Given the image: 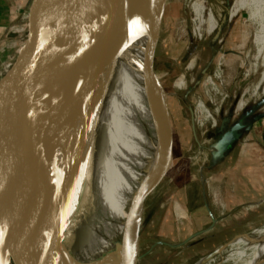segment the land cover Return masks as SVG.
Returning a JSON list of instances; mask_svg holds the SVG:
<instances>
[{"label":"bare ground","instance_id":"obj_1","mask_svg":"<svg viewBox=\"0 0 264 264\" xmlns=\"http://www.w3.org/2000/svg\"><path fill=\"white\" fill-rule=\"evenodd\" d=\"M204 2L193 0L189 5L196 36L203 30L210 34L218 25L212 10L205 13ZM161 7V0H136L94 26L36 82L8 118L0 121V137L14 135L19 140L6 165V196L9 204L14 201L15 219L31 233L27 246L42 264H73L83 258L92 264L135 262L132 253L120 257L124 225L113 256L109 242L97 229L87 236L84 233L96 206L100 208L103 201V209L108 211L106 207L117 198L112 196L121 195L123 190L135 189L124 224L132 207L142 204L137 197L143 175L151 166L146 158L138 159L137 148L155 106L153 81L160 91L152 73L148 30ZM241 10L253 27L256 56L264 59V0H233L229 16ZM176 86L181 88L183 83L178 81ZM163 105L162 101V118ZM197 107L201 118L211 119L203 104ZM123 136L129 142L125 148L131 156L128 165L113 157ZM125 166L121 180L104 190L109 168L121 170ZM159 177L160 170L155 172L154 186ZM175 208L180 215L177 205ZM80 210L84 216L79 220ZM228 246L225 255L219 250L194 264H209L216 254V264H264V225L238 235ZM79 251L86 255L79 256Z\"/></svg>","mask_w":264,"mask_h":264},{"label":"rangeland","instance_id":"obj_2","mask_svg":"<svg viewBox=\"0 0 264 264\" xmlns=\"http://www.w3.org/2000/svg\"><path fill=\"white\" fill-rule=\"evenodd\" d=\"M203 1H205V13L212 10L214 15L216 14L215 18L219 19V15H223L224 18L218 22V28L210 34H206L203 30L200 36L195 35L196 22L193 21L194 15L189 6L193 0H161L160 12L148 30L150 60L156 59V75L167 94L173 143L170 158L161 114L163 97L153 81L151 91L155 106L148 131L137 148V156L138 159L146 158L150 166L155 165V172L160 170V177L149 195L158 194L161 178L167 173L168 175L162 193L159 194L153 207L148 210L141 225L139 254L159 239L176 242L187 235V230L180 231L182 226H185V220L176 221L172 207L175 201L178 203L184 201L182 186L185 183L191 181L192 185L189 186H192L193 191L199 192L200 168H203L202 177L205 178L206 175L209 196L217 216L220 217L212 232L218 233L216 239L204 249L192 252V256L187 254L185 258H181L180 261L177 259L172 264H194L216 248L225 255L229 250V244L221 248L222 244L229 242L236 235L249 233L264 225V203L240 208L231 216L227 214L228 210L237 204L259 201L264 197V174L260 179L251 173L246 174L248 169L253 168L252 160L247 158L256 159L255 162L261 164V170H264V119L256 122L254 130L240 139V144L237 145L238 152L233 153L232 160L225 164L219 176L214 177L205 171L210 148L222 132L236 123L245 111L255 109V115L264 112L262 109L264 107L255 108L264 100V61H262L264 59L256 56L252 42L253 27L245 11H239L231 21H228L233 0H228L229 7L226 13L222 11L225 0ZM176 81H181L183 87L178 88ZM185 94L186 96L183 97ZM200 103L209 112L211 119L201 118L197 107ZM238 103L243 104L242 108L238 107ZM221 126H223L222 130H220ZM128 144L123 136L113 151V157L123 159L124 165H128L131 161V156L125 152ZM125 170L126 166L121 170L110 167L104 182V190L113 188L121 180ZM82 177L83 174L80 180ZM134 192L135 189H125L121 195L112 196L117 198L111 201L110 207H106L108 211L103 209V201L100 202V208L96 206L94 216L84 233V236H87L88 232L97 229L109 242L112 256ZM163 207L165 209L163 217L157 219L156 214H161ZM81 210L77 216L79 220L84 216ZM70 211L67 213L69 214ZM197 215L196 224L192 221L193 229L207 224V220L201 216L203 214ZM176 253H179V249L158 245L154 247L147 261L149 260L148 264H157L166 255ZM84 254L86 255L85 251H79V256H85ZM215 256L209 264H216L217 260L219 261L218 254ZM81 260L79 262L76 259V262L72 261V263L92 264L90 261L87 262V258ZM250 263L251 261L248 264ZM220 264H231V261H223Z\"/></svg>","mask_w":264,"mask_h":264},{"label":"water","instance_id":"obj_3","mask_svg":"<svg viewBox=\"0 0 264 264\" xmlns=\"http://www.w3.org/2000/svg\"><path fill=\"white\" fill-rule=\"evenodd\" d=\"M9 1L13 21L10 28L11 46L4 51V57L0 63V121L8 118L28 96L36 82L56 64L67 50L86 36L94 26L103 23L114 13L136 0ZM151 67L158 81L155 58L151 62ZM158 85L164 102L165 143L171 158V122L166 100L167 94L159 81ZM260 107H264V100L259 102L255 108ZM254 112L255 109H251L221 134L210 148L215 157L222 156L232 144L238 141L242 131L249 132L254 123L264 119V112H261L245 122L247 117ZM222 128L223 126L220 130ZM17 144L19 140L14 135L0 137V264H42L27 246L26 241L30 240L31 233H28L15 219L12 210L14 201L9 204L6 196L9 191L6 180L9 175L6 173V165L13 156L14 147ZM202 172L203 168H200V179L205 188L206 179L202 177ZM167 175L168 173L161 178V187L158 191L164 186ZM154 178L155 165H152L149 173L141 182L137 197L142 204L132 207L124 224L120 257L132 253L134 264H138L139 260V233L144 214L157 196V194L149 195L154 186ZM215 223L216 220L213 219V225ZM210 228L211 226L207 230ZM164 244L169 247L179 246L158 241L152 245V248Z\"/></svg>","mask_w":264,"mask_h":264},{"label":"crops","instance_id":"obj_4","mask_svg":"<svg viewBox=\"0 0 264 264\" xmlns=\"http://www.w3.org/2000/svg\"><path fill=\"white\" fill-rule=\"evenodd\" d=\"M10 6H11V3L9 0H0V63L3 60L4 51L11 46V40H10L11 30H10V28L12 26L13 16L10 13ZM185 96H186V94L183 95V97H185ZM169 117H170V114H169ZM170 122H171V120H170ZM255 127H256V124L254 123L252 129L249 132H245L244 135L252 132ZM172 133H173V130H172V124H171V155H172V143H173ZM243 136L241 137V139L243 138ZM239 141L232 144L223 153L222 156H216L215 157L213 155V152L211 153V150H210L208 163L205 166L206 173L208 172L214 177L219 176L221 174V172L223 171V167L225 166V164L229 160H232L231 157H233L232 156V155H234L233 153L236 151L238 152L239 148L237 147V145L240 144ZM247 159L252 160V162H253L252 165L251 164H248V165H251L253 168L248 169L246 171L247 172L246 174L251 173L252 175L257 176L256 178L260 179L262 174H264V173H262V172H264V170H261L262 165L255 162L256 159H254V158H247ZM178 172H181V171L179 170ZM244 173H245V171H243V174ZM205 179H207L206 175H205ZM189 185H192L191 181L185 183L182 186V187H184V189H183L184 201L182 203H178L175 201L173 203V207H172L175 220L176 221L185 220V224H184L185 226H182V229H180V231L185 232V230H187L188 233L185 237H183L182 239H180L176 242H171V241L166 240V239H159L158 241H161L164 243L179 245L176 247H170L173 249H179V253L178 254L176 253L173 255H166L165 257H163V259H160L157 264H172V263H175V261H177V259L180 261L181 258H185L186 257L185 255H187V254H189V256H192V252H197L201 249H204L214 239H216V237L218 235L217 232L212 233L213 230H215V226L218 223L220 217L217 216V211L214 208L212 200L210 199L207 180H206V187L204 188L202 183H201V179H199V185H200L199 192H197L195 190L193 191L192 186H189ZM157 193L158 194H157L153 204H155L157 202L159 194L162 193V189L160 191H157ZM168 197H169V195H168ZM260 203H264V197H262L259 201H248V202L237 204L236 206H234L230 210H228L227 214L231 216L235 211L239 210L240 208H243L246 206L248 207L251 205H257ZM176 205L178 206V209L180 211V215H177V210L175 208ZM152 207H150L149 209H151ZM148 210L144 214L142 223L144 222V220L148 214ZM164 210L165 209L163 207L161 214L160 213L156 214L157 219H159V217H160V219H161V217H163ZM198 212H202V213H198ZM197 214H203L201 216H203L207 220V224L204 227H199V228L193 229L192 226H193V224H196V219L198 218ZM213 219L216 220V223L214 225H213ZM192 221H193V224H192ZM210 226H211V228L209 230H207ZM236 236H238V235H236ZM236 236H234L229 242L222 244L221 247L229 244ZM162 246H167V245L164 244ZM167 247H169V246H167ZM153 250H154V248H152V246H150L146 251H144L143 253H140L138 264H145V262H146V264H148L149 260L147 261V259ZM216 250H218V248L210 251L204 257L214 253ZM204 257H202V258H204Z\"/></svg>","mask_w":264,"mask_h":264},{"label":"flooded vegetation","instance_id":"obj_5","mask_svg":"<svg viewBox=\"0 0 264 264\" xmlns=\"http://www.w3.org/2000/svg\"><path fill=\"white\" fill-rule=\"evenodd\" d=\"M223 3H224V4H223V10H222V11H223V13H226L227 10H228V7H229V1H228V0H225ZM219 18H220L219 20H218V18H216L217 24H218L219 21L224 20L223 15H221V16L219 15ZM231 19H232V18L229 16L228 21H231ZM217 28H218V25H217L216 29H217ZM181 75H182V74H181ZM181 75H180V76H181ZM182 78H184L183 75H182ZM248 111H249V110H248ZM248 111H245L241 116H243L244 114H246ZM256 115H257V114H256ZM254 116H255V112L252 113L249 117H247V119L245 120V122L250 121ZM240 118H241V117H240ZM240 118H239V119H240ZM239 119H238V120H239ZM234 124H235V123H234ZM234 124H233V125H234ZM230 127H231V126H230ZM230 127H229V128H230ZM229 128H228V129H229ZM228 129H226V130H228ZM226 130H225V131H226ZM225 131H223V132H225ZM223 132H222V133H223ZM244 133H245V132L242 131V135H241V137L244 135ZM241 137H240V139H241ZM240 139H239V140H240ZM239 140H238V141H239ZM236 142H237V141H236Z\"/></svg>","mask_w":264,"mask_h":264}]
</instances>
